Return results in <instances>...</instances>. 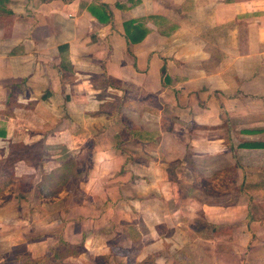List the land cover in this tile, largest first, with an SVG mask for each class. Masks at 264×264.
Instances as JSON below:
<instances>
[{"label":"crops","instance_id":"1","mask_svg":"<svg viewBox=\"0 0 264 264\" xmlns=\"http://www.w3.org/2000/svg\"><path fill=\"white\" fill-rule=\"evenodd\" d=\"M3 163L39 201L0 204L1 250L34 264H264V0H0Z\"/></svg>","mask_w":264,"mask_h":264},{"label":"rangeland","instance_id":"2","mask_svg":"<svg viewBox=\"0 0 264 264\" xmlns=\"http://www.w3.org/2000/svg\"><path fill=\"white\" fill-rule=\"evenodd\" d=\"M34 149L37 150V149H39V147L37 146ZM18 155L21 156L22 152H18ZM34 155L36 156L37 154H34ZM185 156H187V154H185ZM36 158H37V156H36ZM40 160H41V157H40ZM87 164H88V162H87ZM9 165L10 164H7V163H3V166L0 165V204H3V205L6 204L8 202V200L11 199L13 196L16 197V198H23V197L27 198V195L29 194V196H30L29 200H33L34 197H35V199L32 202H28V203H25L24 205H21L19 201H16V202L13 203V205L11 204L9 207L6 208V211L9 212L10 215L13 213L12 211H18V212H20L21 216L29 217L30 216L29 211L33 212L32 209L35 206V202L39 201V200L36 199L37 196H38V191H37L38 185L36 184L35 185L36 187L33 186V181H34L33 175H31L30 179H27V177H23V176L15 177L14 174L11 175V169H8V167H7ZM65 175H67V174L65 172H63L62 175H60L57 179H55V181L52 182V186L54 187V189H56L55 191H53L54 194L50 193L49 191H46L47 195H45V197H47V201L48 202H50L51 200H54V199L56 201L57 200L56 199L57 196H55V195L58 194V193H60L62 195L63 194H69V193L76 195L75 194V190L76 189L74 188V186H72V189H71V185H66L67 182H65V183L63 182L65 179H62V178ZM82 175H84V173H80V176H82ZM63 183H64V186H61V184H63ZM204 188H205L206 195L211 197V199L213 201L218 202V203L219 202H221V203H225V202L232 203L236 199L238 188L242 189V188H248V187H246V186H244V187H241V186L240 187L239 186H237V187H234V186H232V187L231 186L219 187V186H215V185L211 184V186L205 185ZM221 189L223 191L219 194V191ZM236 189H237V191H236ZM23 193H25L26 195H23ZM225 193H227V194H225ZM40 196L42 198L41 194H40ZM54 205H55L54 208L53 207L50 208L51 210H54V211L61 210V208H63V206H64V204L61 201H58ZM30 224H31L30 222H28V223H25V222H22V221L14 222L15 227H20V228L24 227V226L27 227ZM202 224L204 225V223H202ZM224 228H225V229H223L224 230V238H222V240H223L222 243L225 242V239L228 240L229 238H231L232 232H233V229L228 230L229 226H228V228L227 227H224ZM214 231H215L214 233L219 234V233H217L219 231L218 229H215ZM226 234H229V235H226ZM184 238H186V240H187V235ZM234 238L236 239L235 242L239 243L240 246L243 247L241 252H240V250L238 251V254L239 255L241 254L242 257L247 259V254H249L248 249L245 248V246L247 245L246 244L247 239L243 235L242 230L238 233L237 238L236 237H234ZM63 243H65V242H63L62 240L59 241V245H61V246L57 250L58 253L62 257L67 252L75 254V253H78L79 251L82 250L81 247L72 248L71 245H69L67 243H65V245H62ZM203 243H207V242H204L202 240L196 242V244H200L201 246H203ZM211 243L217 244L216 247H215L216 248L215 252L218 253L217 250H219V244H218L219 243V239H217V240L215 239V242H211ZM1 247L2 246L0 245V260H1L0 262H1V264H34L31 260H29L28 258H26V256H24V252H25L24 248L25 247L23 245L17 246L16 248H14V250H12L9 253H7V249H2L1 250ZM180 252H182L181 255L183 256V251H180ZM10 253H12V254H10ZM14 255H18V257L20 256L19 260H17L18 263L15 262L16 259H13V258H15ZM57 255L58 254L56 252V256ZM190 257H192V258L189 259V261L188 260L186 261V259L183 260V261H180L181 264H193L194 263V260H193L194 254L191 253ZM181 258H183V257H181ZM196 261H197V259H196ZM101 263H103V262H101ZM40 264H43V263H40ZM139 264H141V263H139Z\"/></svg>","mask_w":264,"mask_h":264},{"label":"trees","instance_id":"3","mask_svg":"<svg viewBox=\"0 0 264 264\" xmlns=\"http://www.w3.org/2000/svg\"><path fill=\"white\" fill-rule=\"evenodd\" d=\"M10 160H13V158H10Z\"/></svg>","mask_w":264,"mask_h":264}]
</instances>
